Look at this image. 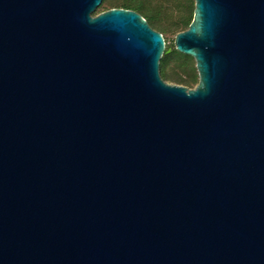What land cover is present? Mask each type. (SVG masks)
I'll list each match as a JSON object with an SVG mask.
<instances>
[{"label":"water","instance_id":"95a60500","mask_svg":"<svg viewBox=\"0 0 264 264\" xmlns=\"http://www.w3.org/2000/svg\"><path fill=\"white\" fill-rule=\"evenodd\" d=\"M104 0H0V264H264V0L166 38Z\"/></svg>","mask_w":264,"mask_h":264},{"label":"rangeland","instance_id":"374dc122","mask_svg":"<svg viewBox=\"0 0 264 264\" xmlns=\"http://www.w3.org/2000/svg\"><path fill=\"white\" fill-rule=\"evenodd\" d=\"M156 6H161L160 18L158 20V24L164 27V37L168 42V50L166 53H171L175 49L176 46V38L177 34L181 31L187 29V17L190 13V6H196V1L193 0H153ZM107 8L106 4H101V6L94 12V15H97L103 12ZM178 50V49H177ZM179 51V50H178ZM194 58V57H193ZM169 70L172 75L178 76L177 78H182L184 80H189V84L179 83L173 80H167L169 83L173 84H182L188 86L190 88H195L200 80L199 72L196 66V60H194L188 65V68L183 71L176 61H172ZM173 71L176 73H173Z\"/></svg>","mask_w":264,"mask_h":264},{"label":"trees","instance_id":"16d2710c","mask_svg":"<svg viewBox=\"0 0 264 264\" xmlns=\"http://www.w3.org/2000/svg\"><path fill=\"white\" fill-rule=\"evenodd\" d=\"M193 2V0H191ZM102 4H106L107 8L104 10H109L111 8H126V9H132L140 14H142L149 24L156 30L164 33V27H162L160 24H158V20L160 18L161 12V6H156L154 4L153 0H104ZM190 13L187 17V24L189 28L191 22L194 19V13H195V7L192 3L190 6ZM167 42V40H166ZM168 50V42L166 46V51ZM194 60V58L190 55L184 54L177 49L172 51L171 53H166L163 55L161 60V75L162 77L167 80H173L179 83L183 84H189V80H184L182 78H177L178 76L172 75L169 70L170 65L172 61H176L178 66L186 72L188 65ZM173 73H175L173 71ZM176 74V73H175Z\"/></svg>","mask_w":264,"mask_h":264}]
</instances>
